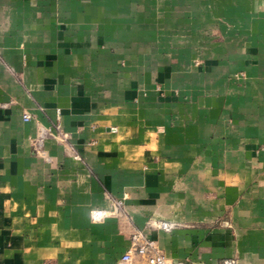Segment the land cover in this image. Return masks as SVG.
Segmentation results:
<instances>
[{
	"label": "crops",
	"instance_id": "crops-1",
	"mask_svg": "<svg viewBox=\"0 0 264 264\" xmlns=\"http://www.w3.org/2000/svg\"><path fill=\"white\" fill-rule=\"evenodd\" d=\"M136 231L264 264V0H0V264H116Z\"/></svg>",
	"mask_w": 264,
	"mask_h": 264
},
{
	"label": "built area",
	"instance_id": "built-area-1",
	"mask_svg": "<svg viewBox=\"0 0 264 264\" xmlns=\"http://www.w3.org/2000/svg\"><path fill=\"white\" fill-rule=\"evenodd\" d=\"M22 120L24 122H29L31 116L28 113H23ZM55 135L61 143H67L69 137L66 133H62L59 130L58 125L53 128H45L40 124H37V133L34 142V149L36 154L44 156V151L42 150L45 140L49 137H54ZM69 150L70 147L68 148ZM73 161H80V156L74 154L72 156ZM112 207L115 209H122V200H114L112 202ZM107 212L104 210H93L90 214L91 220L93 222L101 221ZM149 226L157 229L161 232H168L172 229L173 223L169 221L162 220H151L149 221ZM144 259L145 264H189L187 262H172L170 261L156 246V243L148 238H146L141 231H136L131 237V247L122 254L119 261L116 264H135V259ZM219 264H242L239 260L235 258H227L222 260Z\"/></svg>",
	"mask_w": 264,
	"mask_h": 264
},
{
	"label": "rangeland",
	"instance_id": "rangeland-1",
	"mask_svg": "<svg viewBox=\"0 0 264 264\" xmlns=\"http://www.w3.org/2000/svg\"><path fill=\"white\" fill-rule=\"evenodd\" d=\"M198 8H199V10H197L195 12V23H196V25L197 24L201 25L204 22V20L206 21L207 19H211L213 21V19H214L213 13L203 12L200 7H198ZM180 30L186 34L187 28L186 27H183ZM181 31H179L180 32V36L179 37H183L182 36L183 34L181 33ZM194 31H195L194 32V37L196 38V41L194 42L195 43V46H201V44L198 43V39L197 38L199 37V35H198L199 32H200V34H202L203 28L201 26L200 27H195Z\"/></svg>",
	"mask_w": 264,
	"mask_h": 264
}]
</instances>
